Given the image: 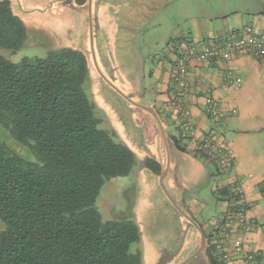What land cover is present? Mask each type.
<instances>
[{
  "label": "rangeland",
  "instance_id": "obj_1",
  "mask_svg": "<svg viewBox=\"0 0 264 264\" xmlns=\"http://www.w3.org/2000/svg\"><path fill=\"white\" fill-rule=\"evenodd\" d=\"M262 1L85 0L83 6L78 0H11L26 24L28 38L18 51L0 48L5 57L19 61L24 56H44L51 49L73 48L88 58V93L103 116L101 126L114 130L136 156L129 175L105 183L97 206L105 221L126 212L133 215L142 233V264H211L206 250L198 252L197 222L210 225L223 210L222 200H212L222 181L219 167L198 151L201 161L194 160L196 164L177 152L175 139L180 131L168 124L162 104L154 108L167 136L158 118L136 105L151 106L158 98L150 72L161 73L171 40L182 33L200 37L246 25L257 29V13L251 11L263 10ZM148 158L163 163L175 188L183 191L184 201L194 200L196 205L178 207L167 188L169 180L165 177L162 186L161 174L147 169ZM198 163L205 169L199 175L193 172L194 166L200 168ZM187 164L191 171L183 169ZM203 202L208 204L204 210L194 212L203 208Z\"/></svg>",
  "mask_w": 264,
  "mask_h": 264
},
{
  "label": "trees",
  "instance_id": "obj_2",
  "mask_svg": "<svg viewBox=\"0 0 264 264\" xmlns=\"http://www.w3.org/2000/svg\"><path fill=\"white\" fill-rule=\"evenodd\" d=\"M27 38L11 0H0V48L18 51ZM180 38L193 40L180 35L171 43ZM89 78L78 49L19 61L0 50V264H142L133 215L105 221L97 206L105 183L129 175L136 156L101 126ZM146 167L162 170L153 158ZM208 255L211 264H225L210 247Z\"/></svg>",
  "mask_w": 264,
  "mask_h": 264
},
{
  "label": "crops",
  "instance_id": "obj_3",
  "mask_svg": "<svg viewBox=\"0 0 264 264\" xmlns=\"http://www.w3.org/2000/svg\"><path fill=\"white\" fill-rule=\"evenodd\" d=\"M79 5L84 6V3H79ZM254 12L260 11H251V13L255 14ZM255 18L257 19L256 22H258V26H256L258 31L264 33V15L257 13ZM233 29L228 28L224 31L215 32V35L203 33V36L195 37L191 33H182V36H188L193 40L201 41L205 38L225 34ZM175 58V53L170 45V52L163 60L162 64L164 66L161 73L159 71L150 72V80L157 86L155 89L154 87L151 88L158 98L155 102H150L149 105L156 107L157 103H159L157 105L162 104L165 112L169 115L168 124L178 131L180 130L177 116L174 112L175 104L181 103L190 109L194 128L186 139L187 143L181 142L184 149L178 148L177 152L193 159L190 160V164H193L194 160L201 161V157L198 154L200 152L198 150L199 141L204 135L211 134L217 136L216 138H219L232 151L235 157L233 175L229 177V175L221 172L220 169L218 170L222 174V181L217 185L212 200H222L223 210L219 217L214 216L212 218L210 225L197 222V237L199 236L197 238V245L202 240V234L199 231V228H201L207 237L206 253L208 255L207 247L209 246L208 242L210 238L212 236L220 237L218 224L223 227L224 225L220 221L229 215L228 195L221 190L227 188L235 178L244 179L245 188L251 200L249 215L252 218H256L261 227L255 232H243L239 230V236L242 238L247 250L258 252L261 255L264 264V58L258 59L251 54L243 53L231 60L221 58L209 61L193 60L189 67V74L185 81L184 89H179L172 80ZM229 73L232 75L230 76ZM230 79L233 81H230ZM236 79L240 80L241 85L234 82ZM207 90L211 91L221 108L236 111L220 120L211 118L207 114L205 107L204 94ZM208 162L210 161L208 160ZM160 165L162 167L161 172L165 171L166 166L163 163ZM199 166L200 168L197 165V168L194 166L193 169V172L197 175L205 170L203 164H199ZM187 168H191V165H188V167L183 166L184 170ZM189 170L191 171V169ZM165 174L167 180H169L167 188L170 190L177 206L186 209L188 205L190 208H192L193 203L196 205L194 200L188 203L184 201V197L182 196L183 191L175 188V182L168 177V171H165ZM183 175L186 178L185 172ZM211 175L213 176L215 173ZM205 202L202 204L204 205L203 208L200 207L199 210L194 209V212L198 213V211L204 210V207L208 205ZM190 208L188 209L190 210ZM188 216L191 215L189 214ZM214 220H217L218 223L213 222ZM193 222L196 224V221ZM194 246L195 248L197 247L196 245ZM209 247L212 248L211 246ZM241 256L243 255L233 259L236 260L235 264H247L242 261L243 257Z\"/></svg>",
  "mask_w": 264,
  "mask_h": 264
},
{
  "label": "built area",
  "instance_id": "obj_4",
  "mask_svg": "<svg viewBox=\"0 0 264 264\" xmlns=\"http://www.w3.org/2000/svg\"><path fill=\"white\" fill-rule=\"evenodd\" d=\"M175 53V62L172 70V80L180 89L185 87V81L189 73V67L193 60L209 61L212 59L231 60L237 55L246 53L255 58L264 57V33L259 32L252 25H246L239 29H233L221 37L207 38L201 41L190 39H179L172 44ZM231 76L232 74L229 73ZM230 81H233L230 79ZM241 85L239 79H236ZM205 107L207 114L216 120L228 117L236 110H225L221 108L213 97L210 90L205 91ZM174 112L181 138H188L194 128L192 113L189 108L181 103H176ZM198 150L210 161L215 163L220 170L233 171L235 168V157L232 151L216 136L204 135L198 145ZM229 200V215L222 218L224 226L218 224L220 237L212 236L209 246L219 254L220 259L225 264H235V257L243 255V260L247 264L261 263L255 251L245 248L239 230L243 232H255L259 230L261 224L256 218L249 215L251 200L245 188L244 179L235 178L227 187ZM219 221V220H218ZM213 222L218 223L217 220Z\"/></svg>",
  "mask_w": 264,
  "mask_h": 264
},
{
  "label": "water",
  "instance_id": "obj_5",
  "mask_svg": "<svg viewBox=\"0 0 264 264\" xmlns=\"http://www.w3.org/2000/svg\"><path fill=\"white\" fill-rule=\"evenodd\" d=\"M90 4H91V2H90ZM132 102H133V101H132ZM134 104H136V103H134ZM136 105L139 106V107H142V108H144V109H146V110H148V111H150V112H152V113L158 118V120H159V122H160L161 129H162V132H163V136H167V132L165 131V129H164L162 123H161V120H160V118H159V113H158V111H157L153 106L140 105V104H136ZM177 139H179L181 142L183 141V139L180 137V134H179V136H178ZM165 171H167V169H166ZM165 171H162V172H161V175H160V177H159L162 186H163V181H164V179H165V177H166ZM185 215H186V213H185ZM186 216H187V218H189L188 215H186ZM199 231H200L201 234H202V241H201V247L199 248L198 252H201L202 250H206V246H207V237H206V235L203 233V231H202L201 228H199Z\"/></svg>",
  "mask_w": 264,
  "mask_h": 264
},
{
  "label": "flooded vegetation",
  "instance_id": "obj_6",
  "mask_svg": "<svg viewBox=\"0 0 264 264\" xmlns=\"http://www.w3.org/2000/svg\"><path fill=\"white\" fill-rule=\"evenodd\" d=\"M159 174H161V172H160ZM201 241H202V240H201ZM199 246L201 247V243L199 244ZM207 248H209V246H208ZM192 257H193V255H192ZM187 261H188V260H187Z\"/></svg>",
  "mask_w": 264,
  "mask_h": 264
}]
</instances>
